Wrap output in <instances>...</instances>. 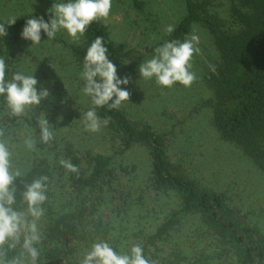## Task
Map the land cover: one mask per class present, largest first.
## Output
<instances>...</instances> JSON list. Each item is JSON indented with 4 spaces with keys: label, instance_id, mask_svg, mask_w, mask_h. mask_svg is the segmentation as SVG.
Instances as JSON below:
<instances>
[{
    "label": "rangeland",
    "instance_id": "1",
    "mask_svg": "<svg viewBox=\"0 0 264 264\" xmlns=\"http://www.w3.org/2000/svg\"><path fill=\"white\" fill-rule=\"evenodd\" d=\"M59 2L63 0H0V21L42 17L47 22L51 19L48 10ZM230 5V0H211L209 10L228 25ZM184 15L183 0H112L108 19L99 23L105 26L113 45L126 54L116 67L118 78L130 80L127 85H121L130 98L117 110L137 126L166 135L165 150L178 171L195 181L200 190L222 196L230 218L254 230V238H264V171L239 148L224 141L213 124L214 94L207 77L216 73L219 52L212 35L202 25L194 24L186 37H199V52L194 54L191 68L196 80L191 87L176 83L165 88L155 79L140 77L139 65L166 42L169 36L166 27L173 25L175 29ZM6 32L0 38V56H4L8 65L7 78L16 71L33 74L38 81L37 91L48 92L39 105L19 116L10 113L5 98L0 96V131L3 132L0 140L12 153L13 169L23 176L34 164L45 160L59 166L65 160L67 147L79 158L110 157L113 167L124 168L127 174L118 172L112 184L115 192L104 194L100 214L104 220L113 222L112 235L122 239V250L132 244L131 236L138 229L153 231L178 211L179 202L174 193H157L148 188L151 172L148 147L138 144L124 151L119 137L102 121L100 131L86 130L84 114L95 108L82 91L83 67L69 48L78 42L64 30L53 39L41 36L40 45H31V41L16 38L14 32ZM41 120H47L53 132L48 143L40 139ZM29 139L33 142L31 148L26 144ZM122 198H127L126 212ZM120 210L121 215L116 217ZM202 230L197 217L184 216L171 232L169 241L160 243L159 247L168 254L174 245L179 246L191 256L189 261L193 264H236L232 253H226L225 246L205 236ZM152 261L159 264L156 259Z\"/></svg>",
    "mask_w": 264,
    "mask_h": 264
},
{
    "label": "trees",
    "instance_id": "2",
    "mask_svg": "<svg viewBox=\"0 0 264 264\" xmlns=\"http://www.w3.org/2000/svg\"><path fill=\"white\" fill-rule=\"evenodd\" d=\"M183 1L185 15L165 41L184 40L194 24L202 25L212 35L219 52L216 73L207 77L214 94V127L224 141L235 145L264 171V0H230L228 25L210 12L211 0ZM25 23V19L16 20L5 28L21 38ZM41 36L46 35L42 32ZM97 36L103 38L109 58L117 67L126 54L113 45L105 26L99 22L93 23L81 40L69 47L73 57L83 67L86 50ZM94 108L102 122L109 119L106 126L119 137L124 151L138 144L148 147L151 157L148 188L157 193H174L179 209L153 231L138 229L131 236L132 244L122 250V239L112 235L113 222L104 220L100 209L105 202L104 194L115 192L112 184L118 172L127 174L126 169L114 168L110 157L86 155L79 158L67 147L65 160L75 165L77 172L67 171L61 164L53 166L45 160L34 164L13 183L17 197L15 207L25 210L22 202L25 184L41 176L47 177V199L42 205L44 214L39 228L42 239L36 245L40 252L37 264H81L92 245L100 241L108 242L119 254H130L131 247L139 244L145 257L150 261L156 259L159 264H193L189 261L191 256L179 246L174 245L168 254L159 247L160 243L169 241L171 232L184 216L197 217L205 236L225 246L224 251L232 253L236 264H264V238H254V230L230 218L222 196L200 190L195 181L178 171L166 153V135L137 126L117 109ZM122 201L126 212L127 198ZM121 213L122 210L118 211L116 217ZM21 251L19 246L8 251L6 259L19 256ZM159 252L163 254L158 255ZM23 258L28 261L26 253Z\"/></svg>",
    "mask_w": 264,
    "mask_h": 264
},
{
    "label": "clouds",
    "instance_id": "3",
    "mask_svg": "<svg viewBox=\"0 0 264 264\" xmlns=\"http://www.w3.org/2000/svg\"><path fill=\"white\" fill-rule=\"evenodd\" d=\"M51 9V10H50ZM48 11L51 19L47 22L40 18H29L22 29L21 37L31 41V45L41 44V33L48 39L55 38L56 34L64 30L75 42H79L87 29L95 22L107 20L112 0H63L53 3ZM16 22V18L7 21V25ZM0 23V38L7 35L5 25ZM166 33L174 31L173 25H168ZM199 37L191 35L189 38L166 41L154 49V55L139 65L140 77L145 80L155 79V82L165 88H171L179 83L184 87H191L196 80L192 68L194 54L199 52L197 45ZM7 63L4 56H0V96L5 98L6 105L13 116L22 115L26 109L39 105L41 99L48 96L46 89L37 91L38 81L33 74L26 75L16 71L11 78H7ZM81 77L85 84L83 93L91 98L96 107L108 106L109 109H118L121 104L128 101L130 93L122 89L127 85L128 77L118 78L115 64L109 58L108 48L103 38L97 36L86 50ZM87 131L98 132L101 120L94 109L84 114ZM109 119L103 120L107 125ZM0 136L3 132L0 131ZM40 139L48 143L53 139V132L47 120L40 121ZM29 148L33 146L31 139L26 140ZM12 153L7 144L0 140V264H26L23 258L27 254L29 264H37L40 252L36 247L42 236L38 228V221L44 214L42 205L46 201L47 177L41 176L31 183L25 184L22 193V202L25 210H18L16 189L13 183L22 173L14 170ZM61 165L70 172H77L78 168L70 161L61 160ZM22 249L19 256L6 259L7 252ZM81 264H154L144 255L139 244H134L130 254H119L106 241L96 242L92 245Z\"/></svg>",
    "mask_w": 264,
    "mask_h": 264
}]
</instances>
